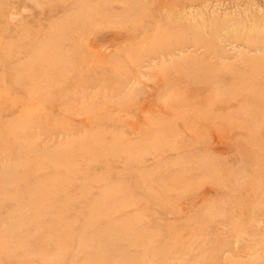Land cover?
<instances>
[{
    "label": "rangeland",
    "instance_id": "374dc122",
    "mask_svg": "<svg viewBox=\"0 0 264 264\" xmlns=\"http://www.w3.org/2000/svg\"><path fill=\"white\" fill-rule=\"evenodd\" d=\"M0 264H264V0H0Z\"/></svg>",
    "mask_w": 264,
    "mask_h": 264
},
{
    "label": "bare ground",
    "instance_id": "6f19581e",
    "mask_svg": "<svg viewBox=\"0 0 264 264\" xmlns=\"http://www.w3.org/2000/svg\"><path fill=\"white\" fill-rule=\"evenodd\" d=\"M54 173V172H53Z\"/></svg>",
    "mask_w": 264,
    "mask_h": 264
}]
</instances>
